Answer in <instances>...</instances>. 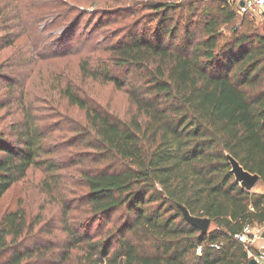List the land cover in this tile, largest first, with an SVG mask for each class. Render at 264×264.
Wrapping results in <instances>:
<instances>
[{
    "label": "trees",
    "instance_id": "1",
    "mask_svg": "<svg viewBox=\"0 0 264 264\" xmlns=\"http://www.w3.org/2000/svg\"><path fill=\"white\" fill-rule=\"evenodd\" d=\"M57 2L77 20L85 14L75 2ZM140 2L155 25L125 29L107 58L78 65L84 82L124 90L133 114L118 116L71 80L57 98L83 112L84 124L47 101L19 105L20 116L0 131V202L32 167L50 174L51 191L60 187L59 172L70 166L62 162L69 139L58 135L64 123L74 132L70 146L90 151L75 170L83 198L63 206L62 222L45 238L27 243L43 227L24 209L0 215V264H249L235 235L264 223V193L237 182L228 156L264 185V26L244 15L224 38L239 16L228 1ZM184 10L200 21L187 18L181 30L174 17ZM13 75L0 66V84L14 92ZM180 205L216 228L203 234ZM96 224L103 225L94 240ZM59 232L63 244L54 240Z\"/></svg>",
    "mask_w": 264,
    "mask_h": 264
},
{
    "label": "rangeland",
    "instance_id": "2",
    "mask_svg": "<svg viewBox=\"0 0 264 264\" xmlns=\"http://www.w3.org/2000/svg\"><path fill=\"white\" fill-rule=\"evenodd\" d=\"M66 1L81 6V11L85 13L82 18L77 20L78 12L71 14L67 13L66 7L60 8L57 0H0V66L6 64L17 74L11 77L16 89L14 92L0 84V131H5L20 116L19 105L33 103L44 106L47 101L53 105L50 107L60 105L58 107L64 117L76 118L84 124L83 112L70 107L66 99L57 98L59 89L71 80H76L79 87L87 89L97 100L108 104L118 116L125 118L134 113V107H131L124 90H118L113 84L84 82L78 65L87 57L92 60L107 58L110 43L116 40V35L125 33V29L128 30L137 23L141 26L146 23L155 25L154 22H149V12L141 5L140 0ZM190 15L189 10L177 12L174 24L179 22L183 30L187 18L192 17L194 22L200 21L199 16L194 17L196 14ZM241 21L242 17L238 16L235 22L224 26V38H229L232 29ZM252 24L262 29L264 16L254 20ZM50 95H53V102L47 97ZM73 134L66 123L58 134L69 139L66 143L63 142L62 147V162H67L64 164L70 166L59 172L61 188L51 191L46 186V182L52 180L50 174L42 168L32 167L27 176L14 185L0 202V215L24 209L30 223L40 221L42 232L33 236H29L30 233L26 235L29 245L34 239L45 238L54 223L58 225L59 220L62 222L63 206L82 199L86 192L81 176L75 170H81L80 162L90 151L83 144L70 146ZM74 162L79 164L72 167ZM251 192L264 193L261 180ZM81 211L75 214L80 216ZM118 217L120 218L119 214L112 218L115 220L113 223L119 224ZM102 225H95L92 232L94 240L99 239L97 235ZM111 225L112 223L109 227ZM215 228L216 225L212 222L209 231ZM65 237V232H59L54 240L63 244Z\"/></svg>",
    "mask_w": 264,
    "mask_h": 264
},
{
    "label": "built area",
    "instance_id": "3",
    "mask_svg": "<svg viewBox=\"0 0 264 264\" xmlns=\"http://www.w3.org/2000/svg\"><path fill=\"white\" fill-rule=\"evenodd\" d=\"M236 8L239 16L249 15L255 20L264 16V0H228ZM235 239L243 245L249 259H255L259 264H264V223H248L243 230L235 235ZM217 249L221 244H215ZM201 248L198 249V253Z\"/></svg>",
    "mask_w": 264,
    "mask_h": 264
},
{
    "label": "water",
    "instance_id": "4",
    "mask_svg": "<svg viewBox=\"0 0 264 264\" xmlns=\"http://www.w3.org/2000/svg\"><path fill=\"white\" fill-rule=\"evenodd\" d=\"M227 2L228 0H219ZM229 161L232 167V173L235 176L237 182H239L246 190L252 191L255 185L261 180V177L258 174H252L249 171L245 170L244 167L233 157L228 156ZM182 210L185 219L193 226L198 228L203 234L209 232L210 226L212 224L211 219L209 218H200L195 217L190 214L188 209L184 206H179ZM249 264H259L255 259H251Z\"/></svg>",
    "mask_w": 264,
    "mask_h": 264
}]
</instances>
